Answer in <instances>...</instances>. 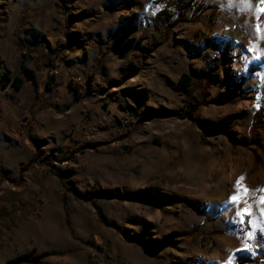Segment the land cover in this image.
I'll use <instances>...</instances> for the list:
<instances>
[{
    "label": "rangeland",
    "instance_id": "rangeland-1",
    "mask_svg": "<svg viewBox=\"0 0 264 264\" xmlns=\"http://www.w3.org/2000/svg\"><path fill=\"white\" fill-rule=\"evenodd\" d=\"M181 4L158 29L154 0H0V264H226L264 243V4ZM114 187L136 197L90 196Z\"/></svg>",
    "mask_w": 264,
    "mask_h": 264
},
{
    "label": "trees",
    "instance_id": "trees-1",
    "mask_svg": "<svg viewBox=\"0 0 264 264\" xmlns=\"http://www.w3.org/2000/svg\"><path fill=\"white\" fill-rule=\"evenodd\" d=\"M193 1L194 0H154L156 4H162L164 6V8L161 9L159 12H157V14L154 17L155 27L159 29L160 27H162V25L166 26L168 24V22L170 21L171 6H176L182 3L181 5L183 7H187V5L189 3H192ZM148 34H149V30L147 29V27H143L140 38L146 39L148 37ZM261 63H262V57L259 56L256 61L249 62L245 66L244 73L246 72L251 73V72L257 71L260 68ZM127 74L128 73H126V75ZM242 78H240L236 82H233L231 85L232 87L229 90L224 92L220 98L213 99V101L217 103H223L227 101L241 99L243 97L242 85L244 81V79ZM192 80L193 78L189 74H187L186 72H183L179 78V83L185 87H188V86L191 87ZM2 82L4 84H12L17 88H20L22 84L24 83V79L20 75H16L12 77L8 73H5L2 76ZM72 87L76 88L75 84H72ZM76 91H79V90L77 89ZM208 94L209 92H205L203 94V99H205L208 96ZM103 106L106 107V103L103 104ZM120 107L125 110L123 106H120ZM195 110L196 108H193L192 110H190V112L193 113ZM238 115H240V113L229 114L228 116L225 117L224 120L232 121ZM225 128H226L225 125L221 126V129H225ZM260 128L264 129V82L261 87L259 106L252 112V115H251V124L249 128V132L253 133L255 130L260 129ZM258 143L259 142H257V144ZM90 196L91 197L96 196V197H106V198L131 199V198H135L136 194L126 192L120 187H114V188H104V189L94 191L91 193ZM155 202L157 203L159 202V200H156ZM196 227H197L196 225L191 227V230L187 231L186 233L194 232ZM213 232L220 233L221 230L216 229ZM176 235H177L176 232H170L166 234L165 237L166 239H171V237H174ZM260 259H264V243H263V239L260 233L255 232L249 244V247L247 249H240L239 251L235 252L231 258V261L233 263H231V261H228L226 264H229V262L230 264L253 263ZM23 262H32L31 256L23 255L17 258L16 260H14L11 264H20Z\"/></svg>",
    "mask_w": 264,
    "mask_h": 264
},
{
    "label": "snow or ice",
    "instance_id": "snow-or-ice-1",
    "mask_svg": "<svg viewBox=\"0 0 264 264\" xmlns=\"http://www.w3.org/2000/svg\"><path fill=\"white\" fill-rule=\"evenodd\" d=\"M246 2H247V0H246ZM261 3L264 4V0H261ZM249 6H251V5L249 4ZM260 11H264V8H261ZM256 31H257V32L261 31V29L259 28V26L256 27ZM261 51H264V50H261ZM242 179H243V177H241V180H242ZM237 187H238V191H237L236 194H234V195L231 196V201H232L233 203H235V204L238 205V204L241 202V199H242L244 196L247 195L248 189L245 188V189H243L242 191H240V190H239V182H238V184H237ZM260 191H264V189H261ZM245 203H246V201H245ZM260 203L264 204V196H261V197H260ZM261 212L264 213V209H261ZM246 214H247V215H251V214H252V213H251V205H248L247 207H245V208H243V209H241V210H239V211L237 212V215L241 218V221H243L244 216H245ZM248 235H249V237H251V236H252V233L249 232ZM229 264H230V262H229Z\"/></svg>",
    "mask_w": 264,
    "mask_h": 264
},
{
    "label": "crops",
    "instance_id": "crops-1",
    "mask_svg": "<svg viewBox=\"0 0 264 264\" xmlns=\"http://www.w3.org/2000/svg\"><path fill=\"white\" fill-rule=\"evenodd\" d=\"M5 12H7V18H6V20L8 21V20L10 19V17H8V15L10 16L9 10H8V11L5 10ZM10 30H11V29L9 28L8 31H10ZM130 58H131V56H130ZM130 58L128 59L127 63L129 62ZM257 58H258V57L255 56V57L252 59V61H250V62L256 61ZM247 64H248V63H247ZM247 64H246V65H247ZM98 66H99V65H98ZM8 74H9V73H8ZM9 75H10V74H9ZM12 77H14V76H12ZM8 85H9V84H8Z\"/></svg>",
    "mask_w": 264,
    "mask_h": 264
}]
</instances>
